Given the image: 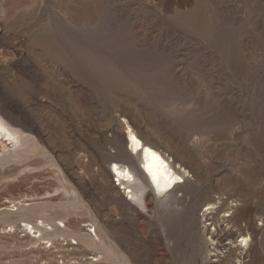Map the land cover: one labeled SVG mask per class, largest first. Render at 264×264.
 I'll list each match as a JSON object with an SVG mask.
<instances>
[{
    "label": "rangeland",
    "instance_id": "rangeland-1",
    "mask_svg": "<svg viewBox=\"0 0 264 264\" xmlns=\"http://www.w3.org/2000/svg\"><path fill=\"white\" fill-rule=\"evenodd\" d=\"M0 92L9 112L25 109L39 120L61 154L53 158L56 167H43L41 185L31 186L53 203L65 199L57 179L74 145V127L76 135L90 136L108 114L91 129L81 125L102 106L137 118L186 154L196 178L187 198L197 202L210 191L218 202L210 245L216 256L207 255L205 239L189 228L184 211L156 210L147 202L145 211L130 212L133 225L120 230L134 246L136 264H264V0L0 2ZM35 98L47 102L32 105ZM18 184L8 182L0 197L23 192ZM99 196L101 216L115 218L110 238L119 245L118 211ZM249 212L254 229L240 241L234 231L247 227L240 215ZM12 243L0 240L1 264L20 258L56 264L42 250ZM234 245L241 251L231 258ZM56 253L65 255L56 256L58 264L74 261Z\"/></svg>",
    "mask_w": 264,
    "mask_h": 264
},
{
    "label": "bare ground",
    "instance_id": "bare-ground-1",
    "mask_svg": "<svg viewBox=\"0 0 264 264\" xmlns=\"http://www.w3.org/2000/svg\"><path fill=\"white\" fill-rule=\"evenodd\" d=\"M3 1L6 0H0ZM4 99L0 92V190H4L8 182L22 183L25 188L21 193L18 191L19 194L0 197L1 241H12L19 250L24 246H30V250L36 253L42 250L56 264V256L64 257L62 253L66 252L74 261L68 263L67 259L65 264H133L137 255L133 251L134 246L131 247L126 240V234L120 233L121 226L133 225L127 219L130 212L135 209L145 211L149 202L156 210L163 205L184 211L189 228H196L205 239L207 255L216 256V248L210 245L213 243L211 235L219 221L216 219L218 202L210 191L197 202L187 198L196 179L194 169L187 163L186 154L171 146L167 137L148 131L137 118L124 111L108 110L107 106H102L94 114L87 112L81 125L85 129H89L105 112L109 120L97 125L90 136L76 135L78 130L74 127V134H71L74 145L65 157L67 162H62L61 178L58 176L60 179H57L65 199L53 203L51 195L34 193L31 186L40 183L43 167H54L53 158L61 154L51 146L49 136L37 118L34 119L25 109L17 116L15 111L9 112ZM43 99L35 98L32 105L46 104ZM11 168V180L7 181L9 176L5 172ZM80 171H86V174L94 171V175L89 178L81 175ZM95 188L108 203H114L118 211L119 245L110 238L111 228L112 232L115 230L112 224L115 218L101 216L100 196ZM221 204L224 205L223 202ZM50 207H56L59 212L50 211ZM83 216L89 223L83 224ZM240 218H246L247 227H238L234 232L243 237L240 241H244V235L252 227L253 212L240 215ZM83 247L92 251L93 256L82 254L80 249ZM240 251L238 245L232 246L230 257L236 258ZM30 257L26 258L27 261L32 259ZM19 261L15 263L12 260L11 264H24Z\"/></svg>",
    "mask_w": 264,
    "mask_h": 264
}]
</instances>
